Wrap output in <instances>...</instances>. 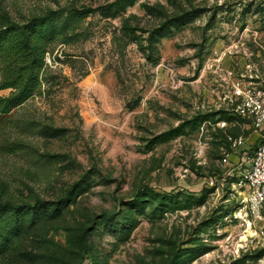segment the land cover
I'll list each match as a JSON object with an SVG mask.
<instances>
[{
  "label": "rangeland",
  "instance_id": "obj_1",
  "mask_svg": "<svg viewBox=\"0 0 264 264\" xmlns=\"http://www.w3.org/2000/svg\"><path fill=\"white\" fill-rule=\"evenodd\" d=\"M112 1L0 0L12 22L59 11L67 27L0 137L19 147L0 153V202H45L0 264H264L226 177L255 138L233 92L264 87V0H137L111 18Z\"/></svg>",
  "mask_w": 264,
  "mask_h": 264
},
{
  "label": "trees",
  "instance_id": "obj_2",
  "mask_svg": "<svg viewBox=\"0 0 264 264\" xmlns=\"http://www.w3.org/2000/svg\"><path fill=\"white\" fill-rule=\"evenodd\" d=\"M136 1L114 0L102 10L111 18H115L125 13ZM74 13L77 17H85L89 11L75 10ZM61 16L62 12L51 11L22 24L0 17V91L10 90L7 96H0V137H3L10 114L40 90L42 72L46 67L45 55L67 28L61 21ZM149 42L151 43L150 39ZM148 49L150 53V47ZM206 120L207 117L194 118L193 129L200 127ZM218 120L230 122L234 119L226 117L223 113ZM216 136L224 138L221 131ZM18 148L15 142L3 141L0 144V153L12 154ZM78 189V186H74L69 190L66 201L74 196ZM44 205L45 202L39 200L32 204L19 205L0 202V250L12 235L21 233L25 226L33 223L35 214L40 212ZM56 205L55 203L54 206ZM54 210L57 211V208Z\"/></svg>",
  "mask_w": 264,
  "mask_h": 264
},
{
  "label": "built area",
  "instance_id": "obj_3",
  "mask_svg": "<svg viewBox=\"0 0 264 264\" xmlns=\"http://www.w3.org/2000/svg\"><path fill=\"white\" fill-rule=\"evenodd\" d=\"M233 99L236 118L255 134V138L253 147L239 157L226 177L233 189L241 191L238 199L241 211L264 228V87L249 84L236 87ZM226 124L223 121L221 126ZM227 139L232 150L241 148L246 142L241 136H227ZM220 164L226 167L229 164L228 156L221 158Z\"/></svg>",
  "mask_w": 264,
  "mask_h": 264
},
{
  "label": "crops",
  "instance_id": "obj_4",
  "mask_svg": "<svg viewBox=\"0 0 264 264\" xmlns=\"http://www.w3.org/2000/svg\"><path fill=\"white\" fill-rule=\"evenodd\" d=\"M254 134V133H253ZM255 135V134H254Z\"/></svg>",
  "mask_w": 264,
  "mask_h": 264
}]
</instances>
